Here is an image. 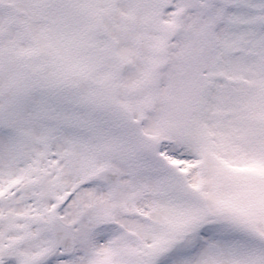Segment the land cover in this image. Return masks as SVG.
I'll return each mask as SVG.
<instances>
[{"label": "snow or ice", "instance_id": "snow-or-ice-1", "mask_svg": "<svg viewBox=\"0 0 264 264\" xmlns=\"http://www.w3.org/2000/svg\"><path fill=\"white\" fill-rule=\"evenodd\" d=\"M0 264H264V0H0Z\"/></svg>", "mask_w": 264, "mask_h": 264}]
</instances>
